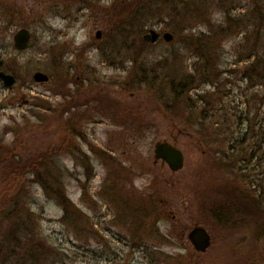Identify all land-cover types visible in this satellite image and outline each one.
<instances>
[{
  "label": "rangeland",
  "instance_id": "1",
  "mask_svg": "<svg viewBox=\"0 0 264 264\" xmlns=\"http://www.w3.org/2000/svg\"><path fill=\"white\" fill-rule=\"evenodd\" d=\"M39 1L0 0V58L17 78L11 88L0 78V264H264L259 210L233 233L206 205L227 203L231 187L264 197V89L242 94L254 44L264 55V0L193 1L200 8L176 17L184 29L172 42L130 51L119 47V17L133 0ZM229 10L239 25L219 34ZM146 19L142 34L169 29L161 12ZM21 27L32 33L23 50ZM213 54L219 81L197 78L192 89L212 104L173 99L166 77H187ZM37 71L50 79L35 80ZM74 98L83 104L63 112ZM158 140L182 148L181 169L155 158ZM249 167L248 180L236 175ZM154 196L158 213L133 217L127 200ZM196 223L212 237L205 251L188 237Z\"/></svg>",
  "mask_w": 264,
  "mask_h": 264
},
{
  "label": "trees",
  "instance_id": "2",
  "mask_svg": "<svg viewBox=\"0 0 264 264\" xmlns=\"http://www.w3.org/2000/svg\"><path fill=\"white\" fill-rule=\"evenodd\" d=\"M160 1V2H158ZM197 4L198 1L196 0H133L128 3L129 11L128 12H121V15L119 17V20H123V23L120 24V36L122 39H120L119 47L121 49H125L126 51H130L133 48L141 47L142 45L147 44H153L154 42H151L147 37L146 33L142 34V30H140L139 25H145L147 21V16L149 15H156L161 12L163 14L165 20L168 18V21L171 18H175L173 21L168 22L167 26L171 31L176 34L178 31L183 30L184 28L181 27L180 21L183 18H186L189 16L190 12H192V9H199L200 7L191 5L190 3ZM177 3H182L184 10L179 12V10L174 6ZM166 5H169V8L166 12ZM178 7V6H177ZM179 8V7H178ZM202 8V6H201ZM182 9V8H179ZM185 12V13H184ZM228 11L227 20L229 23L226 27H222L218 29L219 34H230V27L237 24L239 25V21L236 18V16H233ZM126 16V18H125ZM180 18V21H177V18ZM236 26V27H237ZM139 27V29H138ZM142 27V26H141ZM204 35L200 36L198 38V41L202 42V40L205 36L207 39L208 34L203 33ZM210 37V36H209ZM256 42V40H254ZM172 42V41H171ZM258 47L256 44H254L252 49V54L254 56L253 60L248 62L243 69L244 72V78L247 80L246 84V90L243 91V95L246 96V98H249L248 91H251V94L255 96V98L261 96V91L264 89V55L258 53ZM249 55V57H251ZM215 55L207 56L206 58H201L198 56V62L194 64L193 73H190V75H187V77H166L168 86L171 88V92L173 94L172 98L174 99H183L186 102V105L190 107V109L196 110L200 105L198 102L203 103L205 107L208 105H211L212 102L210 99H208L204 94L197 93V95L194 97L192 94V89L196 88L198 84L196 83L198 81L197 78H204L207 81H211L215 84V82L221 77V75L218 74V68L217 64L215 63ZM135 60L139 59L138 57H135ZM201 60V62H200ZM242 60V59H238ZM134 66H139V63H133ZM149 68V64L146 62L140 61V68L138 70V76L141 74L145 76L144 70ZM165 76V75H163ZM197 76V77H196ZM139 77H137V83L139 82L142 84L144 79L138 80ZM214 78V79H212ZM147 80V79H146ZM202 97V98H201ZM171 99V98H170ZM204 100L205 102L201 101ZM205 110V109H204ZM201 111V113L205 111ZM215 114V113H214ZM211 117V116H210ZM206 119V117L204 118ZM203 124V121H200ZM228 191L231 190L230 197L228 198L227 203H216L215 206L211 205V200L208 199L207 201V207L210 210L211 215L214 217V219L217 221V223H221L228 227L229 229L236 230H245L244 228H247L248 225L252 226L251 220L249 221V213L250 210L255 211L259 210V213L261 210H264V207L262 205L263 199L260 197L262 196V193L258 194L259 197H254L247 193H240L234 188H224ZM242 195V196H241ZM248 197V199L244 197ZM200 205L204 211V200L200 197L199 199ZM251 215V214H250ZM252 216V215H251ZM250 216V217H251ZM256 217L253 216V221L256 223ZM249 222V224H248ZM21 225V224H20ZM19 226V225H17ZM19 245V243H15L12 246L13 249H15ZM8 257L4 258L7 260ZM3 259V260H4Z\"/></svg>",
  "mask_w": 264,
  "mask_h": 264
},
{
  "label": "water",
  "instance_id": "3",
  "mask_svg": "<svg viewBox=\"0 0 264 264\" xmlns=\"http://www.w3.org/2000/svg\"><path fill=\"white\" fill-rule=\"evenodd\" d=\"M159 34L160 33L156 28H151L147 36L151 41H156ZM162 35L166 41H171L174 38V34L169 30L164 31ZM97 36H101V30L97 32ZM30 39V30L26 27H22L14 35V44L18 49H25L28 46ZM3 64L4 59H0V67ZM0 76L9 87L13 86L16 82V77L12 73H6L3 70H0ZM34 78L37 81H47L49 79V75L42 71H37L34 74ZM154 151L156 157L164 159L173 170H179L184 166L185 156L182 149L171 142L167 140L157 141ZM188 236L196 249L200 251H205L212 243L211 235L207 228L203 225L194 226L189 231Z\"/></svg>",
  "mask_w": 264,
  "mask_h": 264
},
{
  "label": "flooded vegetation",
  "instance_id": "4",
  "mask_svg": "<svg viewBox=\"0 0 264 264\" xmlns=\"http://www.w3.org/2000/svg\"><path fill=\"white\" fill-rule=\"evenodd\" d=\"M37 2L38 3H40V1L39 0H37ZM79 2H80V6H91L92 4H93V1L92 0H79ZM0 59H2V58H0ZM4 65H5V61H4ZM4 65H2L1 67H0V70H3L4 72H6V73H8L5 69H4ZM0 78L2 79V77L0 76ZM3 80V79H2ZM59 81H61V86H65V83H66V81H64V80H61V79H59ZM66 85H67V83H66ZM60 92H62V91H60ZM71 94H70V92H68L67 94H66V97L67 96H70ZM72 96V95H71ZM76 99L77 98H74L71 102L69 101L68 103H67V101H66V103L63 105L64 107H63V112H66V113H69V112H71L73 109H75V107H77V105H79V106H81L82 104H83V102L82 101H80V102H76ZM4 103L2 102V101H0V110L1 109H3L4 108ZM88 109V108H87ZM253 158V155H251L250 157H247V156H245V159H252ZM157 159V158H156ZM159 160H161L162 162H163V164L164 165H168L169 167H170V165L165 161V160H162V159H159ZM155 162H156V160H155ZM235 162H236V159L235 160H233V166H234V164H235ZM120 165H122V163H120ZM251 167V166H250ZM250 167H249V169L248 170H246V172H244V173H237L236 175H240L241 177L243 176V178L245 179V180H248L249 179V176H250V174H249V170H250ZM171 168V167H170ZM234 171H235V169H234ZM243 171V170H242ZM235 179L237 180V181H241L240 179H238L237 178V176H235ZM262 180V179H261ZM255 180H253L252 182H254ZM262 199H263V202H262V205H263V207H264V197H263V193H262V196H260ZM156 197L154 196V198H152L151 200H149V201H146L147 199H143L142 197L141 198H139L138 200L137 199H134V198H132V199H130V200H127V203H128V206H131V207H133V213H132V215H133V217L135 216V218H138V215L140 214V212H141V210L139 211L138 209H142V211L145 213V214H151L152 213V215L154 214V215H156V212H157V205H156V202L157 201H161L162 199H155ZM156 200V201H155ZM136 201V203H134ZM135 206H136V208H135ZM158 213V212H157ZM257 217L259 216V218H257V222L259 221V219L261 220V222H263L264 223V210H261L260 211V213L258 214V215H256ZM233 232L234 233H236V228L234 227V229H233Z\"/></svg>",
  "mask_w": 264,
  "mask_h": 264
}]
</instances>
